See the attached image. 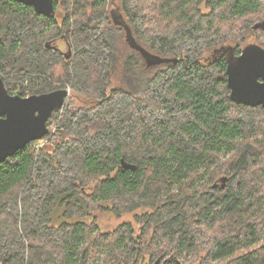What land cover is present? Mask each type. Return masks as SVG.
<instances>
[{
  "label": "trees",
  "instance_id": "1",
  "mask_svg": "<svg viewBox=\"0 0 264 264\" xmlns=\"http://www.w3.org/2000/svg\"><path fill=\"white\" fill-rule=\"evenodd\" d=\"M115 1L163 63L117 48L114 0H54L61 22L0 0L8 94L74 95L45 145L0 164V264H101L91 244L103 264H214L264 242V108L233 103L226 77L246 42L264 49V0ZM139 209V234L123 223L94 242L95 212ZM225 264H264V245Z\"/></svg>",
  "mask_w": 264,
  "mask_h": 264
},
{
  "label": "water",
  "instance_id": "2",
  "mask_svg": "<svg viewBox=\"0 0 264 264\" xmlns=\"http://www.w3.org/2000/svg\"><path fill=\"white\" fill-rule=\"evenodd\" d=\"M31 7L37 15L53 17L54 0H12ZM116 26L124 29L126 43L141 52L148 66L158 65L164 60L145 52L134 41L131 31L122 17L113 18ZM264 28V22L254 29ZM227 87L230 99L238 105L264 108V49L253 45L242 49L235 61L226 67ZM69 89L47 94L20 97L9 95L0 78V164L32 142L42 141L48 134L47 123L55 111L63 108ZM126 168H132L126 166ZM158 258L154 264H160Z\"/></svg>",
  "mask_w": 264,
  "mask_h": 264
},
{
  "label": "rangeland",
  "instance_id": "3",
  "mask_svg": "<svg viewBox=\"0 0 264 264\" xmlns=\"http://www.w3.org/2000/svg\"><path fill=\"white\" fill-rule=\"evenodd\" d=\"M57 1H59V0H57ZM107 8H108L109 14L111 12V17L109 16V19H108V21L106 22V25H105V28L107 29V32L112 36L113 40H115V43H116L118 49L129 51L130 49L127 46V44L125 43L124 31L120 30L119 28L114 26L113 23H112L113 18H117V17H122V19L126 23V20H125V18L123 16V12L120 9L119 2L115 1V0L112 3L108 2V7ZM55 17H56V19L59 22H61V20L63 18V12L60 9H58L56 14H55ZM246 43H247V45H246ZM246 43L244 45H246V46H250L251 45L252 46L253 41L249 40ZM244 45H242V46H244ZM51 46L60 49L63 53H66L68 51L65 42L54 41V42H52ZM211 57H212V54L209 53L207 55V58L211 59ZM154 70L155 69H153L152 72ZM69 95H70V96H68L69 98H74V95L71 92H69ZM84 103H88V101H85L83 98H81V99L78 100L77 105L78 106H83V105H85ZM54 132H55V127L50 129V134H53ZM46 142H48V141L45 139L43 143H40V142L39 143L41 145H43ZM40 144H38V146H40ZM149 211L150 210H147V209H139V210H136L135 212H132V213L121 214L120 217H116L114 214L109 213V212H100V211L95 212L96 217H95V222L94 223H95L96 227L98 228L99 236H94V242H99L102 239V237L103 238L105 237V235H106V237H108V240H109V238H110L109 235L111 233H113V231H115L116 228L119 225L123 224V223L131 224L135 234H139L141 232V230H140L141 229V223L136 218L137 217L140 218L141 216L145 215ZM260 245H264V242L254 246V247H251L248 250L236 253L234 256H231L230 258H228L226 260L215 262L214 264H225V263H227L229 261V259L238 257L242 253H246L247 251H250L251 249H255V248H257ZM99 246H100V244H99ZM100 247L102 249V246H100ZM100 247L94 246V245L91 244L90 251H89L90 253L88 255V262H90L91 258L100 256L101 257L100 258L101 264L104 263L106 255L100 254L101 250L96 249V248H100ZM159 258H161L160 264H163L162 257H159ZM182 258L183 257L179 258L178 260L172 261L173 263H171V264H181L180 263V261H181L180 259H182ZM108 261H109L108 264H110V258L107 256V262ZM154 262H155V260L152 261L151 263H149V258L147 256H144L143 260H141L137 264H154Z\"/></svg>",
  "mask_w": 264,
  "mask_h": 264
},
{
  "label": "flooded vegetation",
  "instance_id": "4",
  "mask_svg": "<svg viewBox=\"0 0 264 264\" xmlns=\"http://www.w3.org/2000/svg\"><path fill=\"white\" fill-rule=\"evenodd\" d=\"M49 134H50V133H49ZM46 137H47V136H46ZM46 137H45V138H46ZM45 138H44V139H45ZM44 139H43L42 141H40V143H43V142H44ZM46 143H47V142H46ZM46 143H44L43 145H45ZM43 145L40 144V147H42Z\"/></svg>",
  "mask_w": 264,
  "mask_h": 264
},
{
  "label": "built area",
  "instance_id": "5",
  "mask_svg": "<svg viewBox=\"0 0 264 264\" xmlns=\"http://www.w3.org/2000/svg\"><path fill=\"white\" fill-rule=\"evenodd\" d=\"M0 78H1V73H0ZM27 95V94H26ZM26 97H28V96H26Z\"/></svg>",
  "mask_w": 264,
  "mask_h": 264
}]
</instances>
